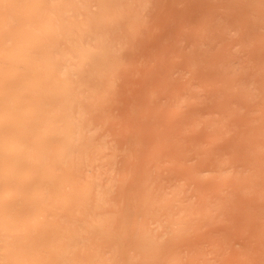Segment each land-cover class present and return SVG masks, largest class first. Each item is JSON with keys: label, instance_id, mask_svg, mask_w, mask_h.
<instances>
[{"label": "bare ground", "instance_id": "6f19581e", "mask_svg": "<svg viewBox=\"0 0 264 264\" xmlns=\"http://www.w3.org/2000/svg\"><path fill=\"white\" fill-rule=\"evenodd\" d=\"M0 264H264V0H0Z\"/></svg>", "mask_w": 264, "mask_h": 264}]
</instances>
